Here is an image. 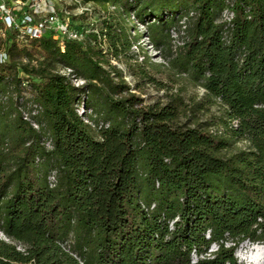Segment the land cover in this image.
Instances as JSON below:
<instances>
[{"label":"trees","instance_id":"16d2710c","mask_svg":"<svg viewBox=\"0 0 264 264\" xmlns=\"http://www.w3.org/2000/svg\"><path fill=\"white\" fill-rule=\"evenodd\" d=\"M79 1L102 19L83 40L1 41L0 264H194L213 243L196 264H239L264 243V0ZM143 35L167 64L136 59ZM114 61L165 97L145 103Z\"/></svg>","mask_w":264,"mask_h":264},{"label":"rangeland","instance_id":"374dc122","mask_svg":"<svg viewBox=\"0 0 264 264\" xmlns=\"http://www.w3.org/2000/svg\"><path fill=\"white\" fill-rule=\"evenodd\" d=\"M17 0H0V5L2 3L6 4L8 7L13 6L16 3ZM20 2H27L29 3L26 7L27 13L30 16L32 14L34 6L37 4L39 0H18ZM49 5L54 6L57 16L61 19L62 22L65 24H68L70 32L77 33L79 35H82V40L85 37V33L88 34L92 31L101 29V15L99 13V10L97 7L93 5H83L76 0H47ZM18 5V4H17ZM23 9V5L21 4L19 8ZM38 9H46V7L41 6V8ZM3 23H2V13L0 8V58L2 56V59L5 58L6 54V44H1L2 40H6V37L8 36V32H6V36H4L1 33V29H3ZM138 29L141 33L145 31V27L141 24H138ZM5 33V30H3ZM23 41H26L24 39ZM133 53L136 55V59L138 61L142 62L144 57V51L148 53V56L151 57V61L153 63L159 64H167V61L162 58V55L158 50H156L152 44L149 42L148 38L143 35V38L141 40V46H138V49L133 48ZM37 57H41V53L38 50L36 52ZM115 64H117L121 69L125 71V76L128 82L132 87H136V85H140V88L135 90L139 95H141L145 103L147 104H154L158 101H161L165 95L166 91L163 89H159L156 85L150 82H145L143 80H139L136 78L130 69L127 67L124 63H119L117 61H114ZM152 75L158 80L162 81L164 83H167V85H170V78L169 73L166 71V69L158 68V69H152L151 71ZM205 95V91L202 88L199 87H193L190 86L188 91L185 93L186 99L197 97L198 99H202ZM24 101H27L31 98L30 93L27 91L23 93ZM29 106V105H28ZM24 111L27 112V110L24 108ZM216 111V109H214ZM202 120H205V116H202ZM1 237L3 239H6L4 235L1 234ZM7 241V240H6ZM258 244L255 243L254 246H252L250 249L248 248V244L244 243L242 246L238 248L236 251V258L238 260L239 264H254L250 261H248L247 256L252 252L253 249L260 248L257 246ZM18 248H22V246H18ZM20 249V250H21Z\"/></svg>","mask_w":264,"mask_h":264},{"label":"built area","instance_id":"2783aa9c","mask_svg":"<svg viewBox=\"0 0 264 264\" xmlns=\"http://www.w3.org/2000/svg\"><path fill=\"white\" fill-rule=\"evenodd\" d=\"M76 1L80 3L79 0H76ZM41 3L45 4L46 9H43V10L38 9ZM21 4L23 5L22 7L23 9H21V7L19 8ZM28 4L29 3L25 1L20 2L17 0L16 3L10 7H8L4 3L0 5L1 13H2V23L4 25L3 29H1V33L4 36H6V32L9 30H19V38L24 40V39H27V37L29 36L30 37L39 36L43 30L50 29V30L55 31L56 38L60 39L61 41H64V39L66 38L82 40L83 38L82 35L70 32L68 24H65L64 22L61 21V19L57 16L54 6L49 5L47 0H39L37 4L34 6L33 12L32 14H30V16L28 15L27 10H26V7ZM112 9H115V7H112ZM191 16H193V13L191 14ZM232 17H233V14L231 12L226 11L224 13V20L230 21ZM186 20L187 19L185 18L181 22L182 30L186 28ZM132 21L135 23H138V20L135 17V15H133ZM3 30H5V33L3 32ZM182 35H183V31L179 32L176 29L172 31V36L174 38L175 47L183 44V41L181 39ZM138 46H139L138 44H135L133 48L138 49ZM62 49H64V45H62ZM5 58H6V54H5ZM6 59H2V56H1L0 61L4 62L6 61ZM60 72L63 75L67 76L76 87H79L85 83L83 80L78 79L76 75L74 74V71L70 68H62ZM84 99H86V97ZM77 107H78L79 114L83 117L85 122L91 123L89 119V115L92 114V110L86 109L85 101H82L81 103H79ZM33 113L35 114L36 112H33ZM23 115L26 120L32 121L31 115L28 111L25 112L23 110ZM236 125H237V122H235V126ZM33 126L38 129V125L36 123H33ZM45 145L49 149L52 147L50 142H47ZM49 180L51 181L52 186H55V183L57 181V176L55 172L51 174V176L49 177ZM1 234L4 235L2 232H0V236ZM208 237H210V235ZM5 240L8 241L7 237ZM247 244H248L249 249L255 245V243L253 244L247 243ZM257 244H258L257 245L258 247L264 250V243H257ZM226 245L230 246L231 243L226 242ZM220 246L221 245L218 243H213L207 252H205L204 254H200V255L194 251L192 253L193 263L196 264L200 259L214 257V254L219 251Z\"/></svg>","mask_w":264,"mask_h":264},{"label":"bare ground","instance_id":"6f19581e","mask_svg":"<svg viewBox=\"0 0 264 264\" xmlns=\"http://www.w3.org/2000/svg\"><path fill=\"white\" fill-rule=\"evenodd\" d=\"M41 6L45 7V4L41 3L39 8H41ZM245 257L254 264H264V250L262 248L253 249L252 252Z\"/></svg>","mask_w":264,"mask_h":264}]
</instances>
